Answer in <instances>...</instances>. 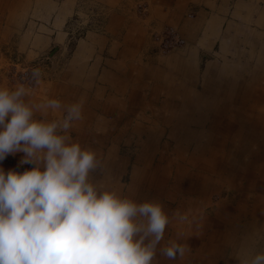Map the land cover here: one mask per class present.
I'll list each match as a JSON object with an SVG mask.
<instances>
[{"label":"crops","instance_id":"1","mask_svg":"<svg viewBox=\"0 0 264 264\" xmlns=\"http://www.w3.org/2000/svg\"><path fill=\"white\" fill-rule=\"evenodd\" d=\"M69 2L33 10L23 38L8 43L40 63L39 81L23 85L35 117L62 119L67 106L82 104L69 134L102 161L96 183L163 204L170 223L161 247L177 240L190 251L174 261L158 253L153 264H240L264 252V239L256 251L249 239L236 241L240 230L264 234V27L246 28L249 15L238 16L252 6L208 2L194 21H180L185 49L159 55L150 40L146 45L144 29L115 12L71 45L67 24L76 7ZM188 2L158 0V11L176 24ZM5 4L0 0V8ZM7 80L2 72L0 88L20 86ZM48 100L62 108H45ZM120 147L135 151L125 155ZM22 156L10 155L0 167L30 169L18 163ZM227 245L233 247L225 257Z\"/></svg>","mask_w":264,"mask_h":264},{"label":"clouds","instance_id":"2","mask_svg":"<svg viewBox=\"0 0 264 264\" xmlns=\"http://www.w3.org/2000/svg\"><path fill=\"white\" fill-rule=\"evenodd\" d=\"M31 77L39 81L40 70ZM26 95L23 85L0 88V162L23 153L18 163L32 165L23 172L0 167V264H153L158 253L174 261L190 251L177 240L161 247L170 223L161 202L96 183L102 161L69 134L82 104L45 122ZM44 107L62 105L48 100ZM240 264H264V252Z\"/></svg>","mask_w":264,"mask_h":264},{"label":"rangeland","instance_id":"3","mask_svg":"<svg viewBox=\"0 0 264 264\" xmlns=\"http://www.w3.org/2000/svg\"><path fill=\"white\" fill-rule=\"evenodd\" d=\"M50 1L55 4H60V6L63 7L66 6L70 0H6V4L0 8V74L4 72L10 83H14L16 85L26 84L27 87H31V84L35 82V80L32 79L31 74L33 70L40 68L38 60H28V58L24 57L21 54L22 52L17 49L18 45H14L12 48L9 47L8 43H10L9 41L17 42L23 38V31L27 28V19L31 18L30 15L33 14V10L39 6H43L42 4L50 3ZM73 1H75L74 4L76 11L67 24V26L70 24V36L72 39L71 45L74 39L80 37L85 30L90 28L99 29L106 13L115 12L117 14L122 13L125 21H129L130 23L133 22L140 28L144 29V37L149 38L146 40V45H148V40H150L153 46L155 45L156 51L159 55L182 51L185 49L186 45H188V41L180 30L182 24L180 21H194L200 8L205 10L208 9V2H212L216 6L223 4H227L229 6L233 4H247L252 6L253 9L251 13L245 12L244 9L238 12V16L242 15L243 17H246V15H249L247 22L244 21L242 26L246 28L247 26H256L258 28L264 27V0H189L185 9L178 12L179 17L181 15L182 18L176 24L172 23L169 12L158 11L160 9V3H158V0ZM261 16L262 18H260ZM173 33L183 39L184 43L181 46L176 47L177 49L175 48L170 50L166 46L169 45L170 37ZM10 34L12 35L9 36ZM143 47L146 46L143 45ZM44 56L45 55L42 57ZM198 88H200L199 85L197 89ZM260 104L264 107V102ZM205 106L208 107L207 104H205ZM147 113L149 114L148 111ZM119 149L125 155H132L135 151L134 147L130 149L120 147ZM259 151L260 154H264V143L263 147ZM130 164H134L132 158L130 159ZM130 173L131 170L127 171L124 177L121 178L122 181L127 183ZM260 224L264 226V210ZM241 233H243V237L240 235ZM245 234L246 233L241 230L238 231L236 234V241L241 238L249 239V249L256 251L260 247L262 239H264V234L261 232L254 235L248 233L247 236H244ZM231 246L233 247V245H227L224 247L225 257L229 254Z\"/></svg>","mask_w":264,"mask_h":264},{"label":"built area","instance_id":"4","mask_svg":"<svg viewBox=\"0 0 264 264\" xmlns=\"http://www.w3.org/2000/svg\"><path fill=\"white\" fill-rule=\"evenodd\" d=\"M184 43L183 39L179 38L177 34H172L170 37V43L166 46L168 49H175L178 46H181ZM177 49V48H176Z\"/></svg>","mask_w":264,"mask_h":264},{"label":"bare ground","instance_id":"5","mask_svg":"<svg viewBox=\"0 0 264 264\" xmlns=\"http://www.w3.org/2000/svg\"><path fill=\"white\" fill-rule=\"evenodd\" d=\"M232 169V168H231ZM244 185V184H243ZM152 186V185H151ZM183 202V201H182ZM179 203V202H178Z\"/></svg>","mask_w":264,"mask_h":264}]
</instances>
